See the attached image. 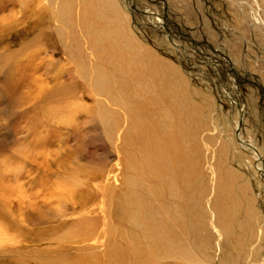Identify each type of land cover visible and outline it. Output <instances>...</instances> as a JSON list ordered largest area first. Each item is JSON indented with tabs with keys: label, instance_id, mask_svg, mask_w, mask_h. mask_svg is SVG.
<instances>
[{
	"label": "rangeland",
	"instance_id": "1",
	"mask_svg": "<svg viewBox=\"0 0 264 264\" xmlns=\"http://www.w3.org/2000/svg\"><path fill=\"white\" fill-rule=\"evenodd\" d=\"M81 1L0 0V264H264V0H104L121 16L113 38L131 43L124 56L149 50L174 69L187 98L173 103L156 92L171 70L157 69L159 79L152 65L96 50L86 27L97 22ZM190 100L192 170L175 197L185 261L159 254L140 221L169 218L172 181L155 176L167 149L181 154L180 119L176 135L163 119L145 137L136 117ZM225 168L245 181L256 213L229 241L213 211Z\"/></svg>",
	"mask_w": 264,
	"mask_h": 264
},
{
	"label": "bare ground",
	"instance_id": "2",
	"mask_svg": "<svg viewBox=\"0 0 264 264\" xmlns=\"http://www.w3.org/2000/svg\"><path fill=\"white\" fill-rule=\"evenodd\" d=\"M81 2H83V0ZM86 2L89 5L88 11L92 13L91 17H93V15H94L93 19L97 22V23H95V25L97 24L96 30H94L95 28L89 23L86 27V28H88V32H90V33H88L90 37H93L94 33H96V36L93 37V40H92V42H94V43L96 41V45L94 46L96 48V50L101 49V51L103 50V52L104 53L106 52V54L110 53V52L113 54V52L115 51L118 54L119 59H123L125 57V59L129 60L130 64H128L127 67L131 66V67H133V69H135V67H138V69L141 70V69L146 68V65H152V69H150L149 73H151V74L153 73V75L156 76L157 78H159L156 74L158 72L157 69H160L165 76L169 73V70H171L170 73H171V75H173V77H171L169 79H167L165 77L162 80V82H164L165 85L162 86V82H161L160 85L158 86V89L156 88V92H157L158 96L159 95L163 96V99L166 98L169 101H171V103H173L175 97L179 96V95H182L185 98H187V96L183 93L179 84L176 81V77L174 76V74L176 75V72H173L174 69L164 67L162 64H166V63H164L159 57H157L155 55L151 56L149 54V50H147V51L143 50L144 52L142 51L143 53H141L140 56L138 55L139 58H136V60L132 59L130 54H128L126 56H124L122 54L120 47L124 48L125 51H127L131 47V43L130 42H121V43H124L125 46H123L122 44L120 45V40L122 37L121 34L119 33L120 31L116 35V40L113 38V29L118 28L120 21H121V18L120 19L118 18L120 16V13L117 10H115L109 3L105 2L104 0H86ZM83 17H84V14H83ZM86 19H88V18H86ZM93 19L91 18V20H93ZM82 20H83V18H82ZM112 20L114 21V26L112 29H109L107 27V24L112 22ZM86 21L89 22V20H86ZM91 29H93V30H91ZM117 31L118 30H116V32ZM122 34H123V32H122ZM128 36H127V40H133V42H135L132 37L128 38ZM124 38H126V37H124ZM136 45L137 44H135V46ZM145 72H146V70H145ZM159 79H161V78H159ZM104 80L105 79H103V75H102L101 83L104 82ZM166 86L169 88L168 90L166 89ZM116 99H118V102L120 104H123L126 101L122 98H116ZM163 99H161L162 103L165 104L167 101H164ZM149 102L151 103L152 100H150ZM153 103H154V105H158L157 101H154ZM174 103L177 104V110L171 112L170 114L168 112L167 114L161 115V117H156V115H154V116L152 115L153 119L150 120L143 113V111H141L139 114L140 116L136 117L137 129L139 131H141V134L144 135L145 137H147V134H150L149 133L150 131L153 132L155 127L159 126L161 123L163 126V119H166V122H164V123H166V127L163 129V127L161 126L159 129L162 128L163 130H165L164 132H167V133H165L166 136H168L169 134H172L173 132L168 131V130H172L174 127V123L176 122V119L177 120L180 119V120H178V122L181 123V126H180L181 127V133L180 134L183 137L185 136V139H186V142H185L183 140L184 138H182L178 134V136L180 137V139H182V142L184 144L182 151H179V152H181V154L177 152V150L175 148L176 144H175V140H174L172 142V146H171L170 150H172V151L176 150L175 154L177 156L175 155L176 157H174L176 159H174V160L171 159L172 157H170V155L172 152H169V149H167L165 152L166 156H167L166 161H165V163L167 164V167H166L167 171H165L166 173H161L163 175L157 174L155 176V179L159 180V178H161L162 176L165 175L166 176V178H165L166 182H167L168 178L172 181V183L169 185V188H168L169 203L167 206L169 208L167 210V213H168L167 216L169 218L168 219H166L165 217L164 218H158V217H155L154 215L150 216L146 213L147 215L143 218V220H140V221H142L143 224L145 222V224H144L145 231H146L145 236L149 237L151 239V241L155 247V250L159 254L161 251V252H164L166 255L167 254L168 255H176L181 260L186 261V260H188V259H186V257H187L186 256L187 254L185 252L186 249L183 250L182 248L178 247V246L183 245L182 244L183 241L180 242L178 240H184L185 239L184 237L188 234V231H189L188 230V222L183 217L181 218L180 216L177 215L176 209L179 210V208L177 206V203L175 202V197L179 193L178 190H181L183 187H187V182L189 180L188 176L190 175L189 173L192 170L191 164L187 162L188 159L191 157V154L193 151L191 144H189L191 142H189V143L187 142V139H188L187 137L189 136L192 139V135L187 133V128H189L190 125H192L191 128L196 127L197 124L195 123V119L197 117L198 109L196 107V104L194 102H192L191 100L187 104H185L184 102H179V101L174 102ZM147 105H148V103H147ZM121 107L127 108L126 106H121ZM169 109H170V106L168 105L166 108V111H169ZM175 124L177 126V128L174 131V133L176 135L177 133L180 132V127H179V124L178 125H177V123H175ZM190 138H189V140H190ZM180 139H179V141H180ZM142 140H143V138L141 136L140 142H142ZM153 141H155V140H153ZM157 141L158 140L156 139V142H154V145H153V151H155V152L158 151L159 146L161 144H163V143H160L158 145ZM159 141L162 142L163 140H159ZM147 148H148V146L143 147V149L145 150L144 154H146ZM178 148H179V146H178ZM153 151L151 149V152H153ZM147 154H148V152H147ZM170 159H171V161H170ZM177 168L184 170V176L182 175V171L181 170L179 171V169H177ZM161 169H163V168H161ZM176 170H178L180 173L178 175H173V173ZM180 175L182 176V178L179 177ZM239 177H241V176H239ZM216 179H217L216 180L217 185L215 188V193H216L218 199L216 202H214L215 203L214 209H213V211L215 212L214 223L219 225V231L222 234L221 236L226 238L229 241L232 238L235 239L236 237L240 236V235H236V234H238L237 231H239V233L241 234L245 228L244 226L246 225L247 220L253 219L254 216L256 215V213L253 209L254 205H253L251 196L248 192V189H249L248 186H246V183H244L245 181L243 182L241 179H239L237 176H235L234 172L230 168H228V169L225 168V175H223L222 179H218V178H216ZM181 184H182V186H181ZM162 196L163 195H161V197ZM171 197L174 200L173 202H171V200H170ZM185 205H189V206L191 205L192 207L194 206L193 208L196 210L200 209V206L198 204L190 203L189 200L185 201ZM136 210H138V209H136ZM138 213H139V211L137 212V214ZM160 217H162V216H160ZM248 224H249V222H248ZM189 226H190V224H189ZM165 227H167V232L168 231L172 232V231L176 230L179 235H176V233H173V232L171 234H167V233L163 234L162 231L165 230ZM191 230H193V229H191ZM243 233H245V232H243ZM195 235H196V231H195ZM261 236H262V234H261ZM244 239H245V237H244ZM178 242L180 243L179 245L176 244ZM223 242H225V241L223 240ZM191 243H192V241H191ZM196 245H198V243ZM233 246H235V245H233ZM194 249H196V248H194ZM199 251H201V249ZM197 253H196V255H197ZM183 254H186V255L184 256ZM191 255L193 256V253H191ZM201 255H202V253H201Z\"/></svg>",
	"mask_w": 264,
	"mask_h": 264
}]
</instances>
